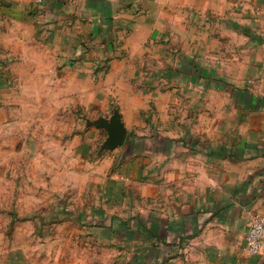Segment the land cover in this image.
I'll return each instance as SVG.
<instances>
[{"label": "crops", "instance_id": "1", "mask_svg": "<svg viewBox=\"0 0 264 264\" xmlns=\"http://www.w3.org/2000/svg\"><path fill=\"white\" fill-rule=\"evenodd\" d=\"M169 12L227 17L221 30L231 53L218 54L219 43L210 36L203 56L216 64L219 78L212 80L197 60L198 75L187 76L181 66L168 87L176 88L158 92L160 133L145 120L151 135L132 137L140 146L129 148L131 167L115 172L102 188L104 222H114L127 238L121 264H264L246 246L253 218L264 215V0H0V29L36 19V48H45L36 59L52 63L40 70L45 77L38 109L46 102L60 109L63 98L68 110L75 100L87 104L89 89L98 95L109 79L127 78L140 50L166 48L169 35L181 46L185 29V44L200 43L194 25L151 24ZM58 49L62 61L71 62L60 80ZM8 77L0 56V98ZM184 82L193 83L192 94ZM135 96L121 101L123 110H146ZM138 155L144 169L132 166Z\"/></svg>", "mask_w": 264, "mask_h": 264}, {"label": "rangeland", "instance_id": "2", "mask_svg": "<svg viewBox=\"0 0 264 264\" xmlns=\"http://www.w3.org/2000/svg\"><path fill=\"white\" fill-rule=\"evenodd\" d=\"M157 16L159 20L155 17L151 22L156 27L170 26L171 29V25L179 21L186 30L189 25L199 28L200 43L185 44V29L181 46L169 35L166 48L156 44L140 50V59L127 78L109 79L98 95L97 88L89 89L87 104L75 100L68 110H65L63 98L59 102V107L63 106L60 109L53 110V104L48 102L43 109H38L36 99L38 102V94L44 91L42 78L45 77L40 70L52 63L43 64L36 59L45 49L36 48V19L6 23L0 29V56L9 73V89L0 98V264L123 262L120 261L126 255L122 246L127 238L115 231L114 222H104L103 215L108 213L101 199L103 186L115 172L131 167L128 165L131 161L129 148L137 150L140 146L132 141L133 136L151 135L154 130L160 133L158 92L176 88L168 87L178 77L180 67H184L187 76L198 75L199 66L195 63L198 60L212 80L219 78L215 74L216 64H210L203 56L210 36L219 43L216 46L217 51L220 50L218 54L229 56L231 53L225 41L227 39L229 44L230 39L225 36V30H221L227 17L196 13L177 17L171 12L167 16ZM160 49H163L162 56ZM235 52L241 53L240 50ZM61 53L58 49V80L64 66L71 64L62 61ZM202 56L209 63L204 65ZM218 65L223 67L225 63L220 60ZM135 70L138 76L134 75ZM47 74L52 77V73ZM95 76L92 82L96 85ZM162 80L168 85L160 88ZM185 85L189 87L185 92L192 94L193 83L184 82ZM135 95L141 96L139 106L146 108L142 113H137L136 109H122L121 101ZM178 98L180 100V92ZM116 119L124 125L126 139L123 145L109 149L107 125ZM145 120L149 126L154 122L152 131H147L148 126L143 127ZM139 156L135 161L132 157V166L137 162V168L144 169L145 160Z\"/></svg>", "mask_w": 264, "mask_h": 264}, {"label": "built area", "instance_id": "3", "mask_svg": "<svg viewBox=\"0 0 264 264\" xmlns=\"http://www.w3.org/2000/svg\"><path fill=\"white\" fill-rule=\"evenodd\" d=\"M246 246L252 255L264 257V215L253 218L247 231Z\"/></svg>", "mask_w": 264, "mask_h": 264}, {"label": "water", "instance_id": "4", "mask_svg": "<svg viewBox=\"0 0 264 264\" xmlns=\"http://www.w3.org/2000/svg\"><path fill=\"white\" fill-rule=\"evenodd\" d=\"M107 129L109 133V144L107 148L114 149L124 144L127 131L118 119L107 125Z\"/></svg>", "mask_w": 264, "mask_h": 264}]
</instances>
